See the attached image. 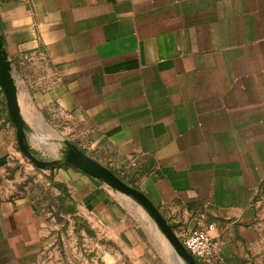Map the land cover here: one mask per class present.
<instances>
[{"label":"crops","instance_id":"1","mask_svg":"<svg viewBox=\"0 0 264 264\" xmlns=\"http://www.w3.org/2000/svg\"><path fill=\"white\" fill-rule=\"evenodd\" d=\"M0 37L17 99L178 239L206 230L209 264H264V0H0ZM0 105V264H185L137 203L74 168L37 174L48 197L15 194L1 89Z\"/></svg>","mask_w":264,"mask_h":264},{"label":"water","instance_id":"2","mask_svg":"<svg viewBox=\"0 0 264 264\" xmlns=\"http://www.w3.org/2000/svg\"><path fill=\"white\" fill-rule=\"evenodd\" d=\"M0 89L2 91L8 118L15 128L17 146L19 151L29 160L35 167L45 170H53L58 167L57 161H39L31 153V149L26 142V132L29 131L25 123L20 107L18 104V90L11 75V68L7 61V55L3 49V44L0 37ZM66 150L63 152L61 163L64 166L74 168L93 180L105 184L110 189L117 191L131 198L137 203L148 215L154 225L163 234L170 243L176 255L185 264H197L195 259L183 247L178 237L175 235L173 228L160 214L155 205L139 190L125 184L121 179L115 176L109 169L103 167L97 161L88 157L84 152L72 146L68 142Z\"/></svg>","mask_w":264,"mask_h":264},{"label":"rangeland","instance_id":"3","mask_svg":"<svg viewBox=\"0 0 264 264\" xmlns=\"http://www.w3.org/2000/svg\"><path fill=\"white\" fill-rule=\"evenodd\" d=\"M18 98L25 122L34 129H32L33 131L31 130L26 134V142L29 145L31 151L35 153V156H33L39 161L61 160L64 154L63 152L67 147L65 144L67 142L66 140H69L70 137L65 135L66 139H63L55 129H53L46 121H44L42 116L35 110L32 104L24 98V96L19 95ZM31 124L36 125L35 128L31 126ZM73 143L76 144V141H73ZM17 150L20 160L18 164L15 165V171L12 172L8 177L9 179L11 178L10 182L15 194L37 195L39 192L42 194L45 192L46 196L48 197L49 194L47 187H44V184L37 177V174L42 175L41 169L35 167L29 160H27L18 148ZM43 177L44 176H42V178ZM125 197H127L126 199H130L128 201H131L135 204L131 198L126 195ZM138 211L143 219H150L147 214H145V211L143 212V210H140L139 208ZM153 225L154 224L152 223L151 226L155 227Z\"/></svg>","mask_w":264,"mask_h":264},{"label":"built area","instance_id":"4","mask_svg":"<svg viewBox=\"0 0 264 264\" xmlns=\"http://www.w3.org/2000/svg\"><path fill=\"white\" fill-rule=\"evenodd\" d=\"M179 240L197 264H209L214 257L216 243L206 230H193L184 234Z\"/></svg>","mask_w":264,"mask_h":264},{"label":"trees","instance_id":"5","mask_svg":"<svg viewBox=\"0 0 264 264\" xmlns=\"http://www.w3.org/2000/svg\"><path fill=\"white\" fill-rule=\"evenodd\" d=\"M7 120H8V122H10L8 116H7ZM31 153L35 156V153H34L33 151H31ZM59 166H64V165H63V164H60ZM64 167H69V166H64ZM55 168H56V167H55ZM46 170H49V169H46ZM122 180H123V182H124L125 184L131 186L132 188H134V189H136V190H139L138 187L135 186L132 182H130V181H125L124 179H122ZM122 180H121V181H122ZM55 187H56L57 189H59V190H60V188H61V186L58 185V184H56ZM59 201L61 202V199H59Z\"/></svg>","mask_w":264,"mask_h":264},{"label":"flooded vegetation","instance_id":"6","mask_svg":"<svg viewBox=\"0 0 264 264\" xmlns=\"http://www.w3.org/2000/svg\"><path fill=\"white\" fill-rule=\"evenodd\" d=\"M53 161H57L59 165H60V163H61V160H53Z\"/></svg>","mask_w":264,"mask_h":264},{"label":"bare ground","instance_id":"7","mask_svg":"<svg viewBox=\"0 0 264 264\" xmlns=\"http://www.w3.org/2000/svg\"><path fill=\"white\" fill-rule=\"evenodd\" d=\"M19 104V103H18ZM21 111V110H20ZM22 115V114H21Z\"/></svg>","mask_w":264,"mask_h":264}]
</instances>
